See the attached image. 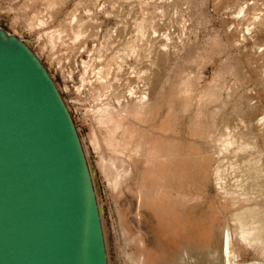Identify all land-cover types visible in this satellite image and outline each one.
Listing matches in <instances>:
<instances>
[{"label":"rangeland","instance_id":"rangeland-1","mask_svg":"<svg viewBox=\"0 0 264 264\" xmlns=\"http://www.w3.org/2000/svg\"><path fill=\"white\" fill-rule=\"evenodd\" d=\"M0 31L38 57L73 117L101 210L108 264H135L143 246L163 256L159 262L180 264L182 242L196 234L191 214L170 241H178L173 250L139 210L142 159L157 140L177 159L167 171H180V180L185 171V183L202 192L197 218L211 209L218 220L210 251L220 255L226 228L238 231V208L257 203L264 212V0H0ZM104 107L122 115L113 134L99 121ZM167 118L163 137L156 126ZM112 161L118 171L120 163L132 167L118 184L107 166ZM239 196L257 201L233 205ZM236 248L238 263L264 264V244Z\"/></svg>","mask_w":264,"mask_h":264},{"label":"water","instance_id":"water-1","mask_svg":"<svg viewBox=\"0 0 264 264\" xmlns=\"http://www.w3.org/2000/svg\"><path fill=\"white\" fill-rule=\"evenodd\" d=\"M0 264H108L83 145L52 77L0 31Z\"/></svg>","mask_w":264,"mask_h":264},{"label":"bare ground","instance_id":"bare-ground-1","mask_svg":"<svg viewBox=\"0 0 264 264\" xmlns=\"http://www.w3.org/2000/svg\"><path fill=\"white\" fill-rule=\"evenodd\" d=\"M39 23L40 25L38 26L43 25L41 20L39 21ZM99 70L101 69H98V71ZM86 73L87 72H85L84 74ZM96 76L98 75L96 74ZM98 79L96 80V82L98 81ZM144 99H146V97L141 96L139 101L142 103L143 102L142 100ZM116 102L120 106V101L117 100ZM98 112L100 114L99 121L107 129L108 134L109 133L113 134L118 129L121 128L122 115L117 113V111H111L109 107H104ZM130 114L136 115L137 113L131 110ZM169 126H170V122L169 119L167 118L166 120L162 121L158 126H156V130L161 132L163 137H165V135L169 131ZM130 137L131 136L129 135L128 132L124 133V139L128 140L130 139ZM230 141L228 140L226 144L223 145L225 149H227L232 144ZM159 142L160 140H157L154 142L155 144H152L150 147H148L146 155L150 154V157L149 155L146 158L143 156L144 159H142L143 169L145 171L143 172V174L145 178H144V182L139 183V189L137 192L139 199V210L140 209L146 210L147 215L152 219L154 223V231L156 232L158 238L159 239L166 238L168 240L167 244H169L170 247H174L173 250L175 249V247L176 248L178 247V241H176V244L170 243V241L172 240L173 242H175L177 238L176 233L180 232V230L182 231V228L183 227L185 228V224L187 225L190 224L187 221L184 223V219H189L191 214L194 215V218L196 219L194 225L196 234L193 238H189L191 239L189 240V242L187 240H184L182 242V246H184L183 248L185 254H183V258H181L180 264H240L238 263V257L240 256V254L238 253V249L236 248L237 245L255 247L264 244V239H263L264 226H262L261 224L262 217L264 216V212L261 211L257 203H255L254 206H252L251 208L250 207L238 208L239 210L233 216L235 220L234 222H236L238 225L237 226L238 231L236 232V234H234L231 233V231L228 228H226L221 236L220 255H217L215 252H213L214 250L210 251L211 249L209 250V248L213 245V242L215 241L214 237L218 225V220L214 214L210 213L212 211L211 209L209 211H205V213L198 216L197 218L194 208L202 202L203 200L202 192H199L198 190L195 189L192 190V187L189 184L185 183V181H183L185 171H183L182 174L183 178L179 180L178 177L180 175L179 174L180 171H176L174 167L170 171L166 170L167 168L166 165L170 162H176L177 159H175V153L173 154L172 151H169L170 148L169 147L167 148V146L163 141L161 143ZM137 155L138 154L134 153L135 157H137ZM129 159L132 162L136 158L134 159L133 156H130ZM101 166L103 165L101 164ZM107 166L114 169L116 172L115 179H113L115 184H118L122 176L124 175L129 176L132 170L131 164L120 163L119 165L120 170L118 171L117 165L114 161L109 162ZM220 173L221 171L219 170V168H217L214 172V175L216 177V182H218L216 183V185H218L219 188L221 185ZM171 175L173 178L172 181L169 180ZM259 179H261V177ZM260 191H262V195H263L262 199H264V187ZM234 199L237 202L235 201L233 205H236V203H238L240 200L246 203L250 201H254V202L257 201L256 199L253 198H252L253 200H251L250 198H244L241 196L234 197ZM208 206L210 207V204H208ZM247 218L251 220L249 224L247 223L246 220ZM189 249L197 250L198 252H196V254H193L192 252L188 251ZM139 253H140V257L137 258L135 264H164V261L163 262L157 261L163 256L159 255L157 258H155L153 256L154 254L150 253L149 250L144 246L141 249H139ZM248 264H262V263L255 261Z\"/></svg>","mask_w":264,"mask_h":264},{"label":"crops","instance_id":"crops-1","mask_svg":"<svg viewBox=\"0 0 264 264\" xmlns=\"http://www.w3.org/2000/svg\"><path fill=\"white\" fill-rule=\"evenodd\" d=\"M166 170H167V168H166ZM171 177H172V175L170 176V179H171ZM178 179L180 180V176L178 177ZM172 181V180H171ZM183 181H184V179H183Z\"/></svg>","mask_w":264,"mask_h":264}]
</instances>
